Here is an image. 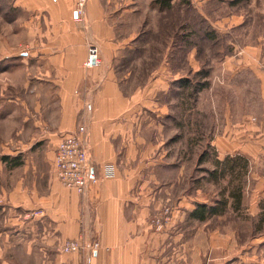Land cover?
<instances>
[{"label":"crops","instance_id":"obj_1","mask_svg":"<svg viewBox=\"0 0 264 264\" xmlns=\"http://www.w3.org/2000/svg\"><path fill=\"white\" fill-rule=\"evenodd\" d=\"M13 1L31 38L20 69L33 102L23 106L20 130L36 136L22 144L36 150L23 147L4 161L0 264H264V171L245 177L244 247L234 252V233L203 231L190 217L204 201L200 187L182 184L183 157L169 146L176 136L141 118L170 86L166 60L151 68L150 58L136 55L142 38L161 30L153 20L167 12L160 0H88L81 22L74 0ZM89 45L101 56L92 69L84 65ZM80 126L99 177L83 195L58 181L53 164L61 139ZM106 165L114 177L103 175ZM67 240L84 248L64 253Z\"/></svg>","mask_w":264,"mask_h":264},{"label":"rangeland","instance_id":"obj_2","mask_svg":"<svg viewBox=\"0 0 264 264\" xmlns=\"http://www.w3.org/2000/svg\"><path fill=\"white\" fill-rule=\"evenodd\" d=\"M170 5L153 19L161 30L148 32L137 49L136 55L151 59L148 67L158 68L166 60L170 78L169 91L153 99L157 109L141 118L161 122L162 136H176L169 146L183 157L182 184L200 187L202 201L210 203L231 179L208 178L217 156L240 154L251 168L264 171V0H175ZM25 20L13 0H0V184L4 158L23 147L29 150L30 144L22 143L36 136L31 128L24 134L20 130L23 106L33 102L32 81L20 69L31 47ZM201 227L234 233L228 242L239 251L244 247V204Z\"/></svg>","mask_w":264,"mask_h":264},{"label":"built area","instance_id":"obj_3","mask_svg":"<svg viewBox=\"0 0 264 264\" xmlns=\"http://www.w3.org/2000/svg\"><path fill=\"white\" fill-rule=\"evenodd\" d=\"M88 0H74V20L81 22L83 10ZM101 64L99 48L89 45L88 55L84 63L87 69L98 67ZM85 127L80 126L77 131L64 136L59 142L55 157L54 170L58 181L65 187L76 190L79 194L86 193L92 183L99 181L97 171L91 164L85 141L82 137ZM102 173L108 178L115 176L113 165H106ZM168 211H166L167 213ZM84 245L79 240H67L61 247L64 253L79 252ZM100 250L98 243H93L90 251L96 255Z\"/></svg>","mask_w":264,"mask_h":264},{"label":"trees","instance_id":"obj_4","mask_svg":"<svg viewBox=\"0 0 264 264\" xmlns=\"http://www.w3.org/2000/svg\"><path fill=\"white\" fill-rule=\"evenodd\" d=\"M171 0H160L162 7L169 9ZM7 157L4 161H7ZM203 157L200 159L203 161ZM214 168L208 171V178L214 182L226 178L228 175L231 177L228 184L229 186L221 188L217 198L212 199L210 203L202 202L197 203L195 209L190 213V217L206 222L212 217L223 216L229 209L239 210L244 204V184L246 183L245 177L248 175L251 164L248 158L243 155L236 154L226 155L223 159H214ZM12 166H18L14 163ZM244 178V180H243ZM238 181L237 185L234 182Z\"/></svg>","mask_w":264,"mask_h":264}]
</instances>
